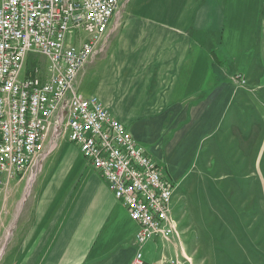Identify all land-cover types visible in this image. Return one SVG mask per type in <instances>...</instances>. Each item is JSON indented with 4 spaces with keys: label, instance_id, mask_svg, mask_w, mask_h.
<instances>
[{
    "label": "crops",
    "instance_id": "crops-1",
    "mask_svg": "<svg viewBox=\"0 0 264 264\" xmlns=\"http://www.w3.org/2000/svg\"><path fill=\"white\" fill-rule=\"evenodd\" d=\"M124 8L81 83L91 82L92 95L175 180L207 169L198 148L230 120L236 132L264 130V0H124ZM250 146L264 152V136ZM51 151L17 224L16 239L28 244L23 264H130L138 226L128 210L76 145L57 140ZM2 179L0 212L5 196H19L5 195L15 178Z\"/></svg>",
    "mask_w": 264,
    "mask_h": 264
},
{
    "label": "built area",
    "instance_id": "built-area-1",
    "mask_svg": "<svg viewBox=\"0 0 264 264\" xmlns=\"http://www.w3.org/2000/svg\"><path fill=\"white\" fill-rule=\"evenodd\" d=\"M119 3L1 0L0 177L39 168L67 135L138 222L136 242L144 243L169 233L177 187L130 130L77 87L82 68L111 33ZM36 56L47 66L29 67ZM134 264L147 263L137 254Z\"/></svg>",
    "mask_w": 264,
    "mask_h": 264
},
{
    "label": "rangeland",
    "instance_id": "rangeland-1",
    "mask_svg": "<svg viewBox=\"0 0 264 264\" xmlns=\"http://www.w3.org/2000/svg\"><path fill=\"white\" fill-rule=\"evenodd\" d=\"M125 16L124 0H120L113 19L115 27L110 36L121 27ZM108 37H104L102 50L89 58L79 75L77 87L87 97L93 95L91 82L86 80L81 83L84 68L107 51ZM35 63L46 67L48 62L36 56L29 59L28 66ZM233 78V81L244 79L241 74ZM263 136V129L236 132V125L230 120L226 131H213L203 142L205 146L198 148L199 153L204 152L207 157L205 171L195 170L189 175L186 172L183 179L175 180L170 175V166L168 169L166 162L158 163L165 176L177 187L173 205L174 220L169 219L172 225L166 237L157 234L144 243L136 242L130 264H134L137 254H141L147 264H264V162L256 165L252 161L255 153L264 152L263 149L250 146ZM59 140L69 138L63 134ZM236 140L239 146H236ZM220 141L228 145L220 146ZM240 141L244 142V146L240 145ZM214 142L217 145H212ZM208 144L210 147L206 146ZM40 168L41 165L39 168L29 167L6 187L8 190H5V195L10 191L19 193V196H5L6 202L0 212V264L27 262V259L19 257L28 244L16 239L17 224L20 215L22 218L23 206L33 192V184L29 189L27 187L29 179L33 173L37 175ZM18 178L23 180L16 181ZM8 181L2 179L0 185L4 186ZM135 222L139 228L138 222Z\"/></svg>",
    "mask_w": 264,
    "mask_h": 264
},
{
    "label": "bare ground",
    "instance_id": "bare-ground-1",
    "mask_svg": "<svg viewBox=\"0 0 264 264\" xmlns=\"http://www.w3.org/2000/svg\"><path fill=\"white\" fill-rule=\"evenodd\" d=\"M35 176H36V174L33 173L32 176L30 177L29 182H28V185H27L28 189L31 187V185L35 181Z\"/></svg>",
    "mask_w": 264,
    "mask_h": 264
}]
</instances>
